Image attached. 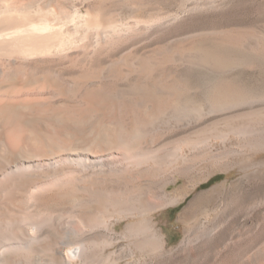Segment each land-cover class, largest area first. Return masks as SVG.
I'll use <instances>...</instances> for the list:
<instances>
[{
  "label": "rangeland",
  "instance_id": "1",
  "mask_svg": "<svg viewBox=\"0 0 264 264\" xmlns=\"http://www.w3.org/2000/svg\"><path fill=\"white\" fill-rule=\"evenodd\" d=\"M48 1L53 8L58 4L69 11L74 8V0ZM78 6L83 17L87 10L100 12L105 22L100 29L81 30L87 36V42L84 38L81 42L85 46L80 44L64 60L55 59L56 64L48 67L38 61L36 74L47 73L50 78L58 74L70 104H75L78 89L81 94L101 93L98 105L79 103L66 112L83 116L82 125L85 115H94L104 128L110 123H118L121 131L135 128L145 138L141 150L149 153V159L140 169L131 168L139 174L96 178L90 186L98 189L91 193L84 188H93L90 182L54 187L50 192L57 197L54 205L17 204L9 214L2 209L8 205L0 202V245L14 239L12 232L26 238L35 231L40 239L44 235L51 239L48 243L45 238L38 252L9 253L8 264H52L51 252L64 257L80 242L88 248L86 257L63 264H264V150L243 141L252 134L264 140V0H80ZM97 40L101 48L93 46ZM172 76L187 86L179 119L162 101L159 114L147 115L142 93L157 89L152 94L160 100L159 90ZM221 83L228 88L227 104L214 106L205 96ZM134 94L140 96L131 106L136 104L134 113H142L136 121L106 105L110 99L120 103ZM49 95L51 101L59 99ZM45 108L33 105L34 112L50 114V107ZM34 124L26 126L29 132L50 131ZM19 126L27 138L25 125ZM157 135L163 137L155 143ZM177 178L179 183L169 186V203H156L164 183ZM203 179L207 180L180 202L169 205L182 189ZM134 185L143 187L154 202L151 208H134V200L143 195H132ZM135 222L146 228L134 226ZM39 223L43 230H33L32 225ZM20 227L27 232L21 235ZM148 228L155 229L158 237L151 238ZM53 240H58L57 246H52ZM149 240L158 247L149 246Z\"/></svg>",
  "mask_w": 264,
  "mask_h": 264
},
{
  "label": "bare ground",
  "instance_id": "2",
  "mask_svg": "<svg viewBox=\"0 0 264 264\" xmlns=\"http://www.w3.org/2000/svg\"><path fill=\"white\" fill-rule=\"evenodd\" d=\"M78 1L80 2V0L73 1L74 8L71 6L73 10L69 11L66 7H63L60 4H58L55 8L51 7L48 0H0V202L4 205H8V208H2L6 213L10 210V207L17 206V204H49L50 202L56 201L55 198L57 197H54V195L50 193L51 189L54 187L60 188L65 185L78 186V184L81 182H90L92 183L89 184L90 186L93 185V181H95V179L98 177L112 178L114 175L124 176L131 171V168L138 169L143 164V162H145V159L149 154L148 152L141 150L142 145L146 143L145 138H141L139 136L141 134H138L137 130L130 126L131 124L129 125L130 127L127 128L128 130L123 131L119 129L118 123L107 122L108 124L110 123L111 126L104 128L101 126V124L99 125L97 123L98 121L96 122L98 117H96L97 119L93 117L94 115L87 117L84 113L85 118H83V120H85L86 123H83V126L81 123V118L83 117L80 116L81 113L79 115L81 117L80 119L79 117L77 118L76 116H73L74 113H67L69 106L76 104L78 105L79 103H96L97 99L99 98H97V94L100 95L101 93L93 90L91 93L87 94L89 90L86 89L87 92L85 93L87 95L84 93L86 95L85 96L83 93L82 95L78 89L74 97L75 104H70L69 102H66L65 99L66 93H68V90H66L67 87L64 83L65 81H63L60 76H58V74H56L57 76L54 78H50L47 73L36 74V69L41 64L38 63V61H41L43 65H47L48 67L50 64L55 63V59H58V61L64 60V58L68 57L72 50L74 51L76 48L79 50L78 47H80L82 39L85 35L82 34L81 30H89L93 28L96 29L105 22H103V17H101L100 12L91 13L89 10H87L86 17H83L81 15L82 13L79 6L76 7V3ZM137 24L135 26H137ZM128 29L130 28L128 27ZM111 34L112 33H110V37ZM113 34L115 35L114 32ZM84 39L87 42V39ZM82 45L85 46L83 43L81 46ZM104 45L105 43L103 46ZM93 46L95 48H99L100 41H95ZM93 46H91L92 50ZM87 47L89 46L87 45L85 49H87ZM20 73H22L24 76L22 79L19 78ZM143 77L145 76L143 75ZM147 77L145 80H147ZM183 84L180 83L179 85V82L174 76H172V78L168 79L164 84H162L161 87L164 88L159 90L160 95L158 93L160 100L156 99V94H152L153 91L151 93H142V100L144 98L147 100V102H145L147 105L144 108L149 109L147 111L145 109L146 114H159L158 112H160L162 107L160 102L162 101L166 107L169 106L171 108L175 117L178 118L177 115H179L180 99H182L187 93V86H183ZM96 87L98 88V86ZM38 88L40 89L37 90ZM104 89H101V91H104ZM156 91L158 92L157 89ZM226 91L228 93V88L226 90V86L221 83L213 90V92L210 94L207 93L208 95L205 97L214 106L215 104L223 105L227 102L224 94ZM49 94L53 96L57 95L59 99L51 101L52 97ZM239 94L240 93H238V95ZM138 96L140 95L137 94L134 98H128L127 96H124V99L120 101V103L119 101H116L117 99L112 101L110 99V103L106 102V105H108V108L111 107L120 110V112H125L124 114H127V116L125 115L127 118L129 117L132 120H135L138 118L137 116L139 114H142L139 111L134 113L135 107L137 106L136 104L135 107L131 106V104L135 102L136 99H138ZM100 97L102 96L100 95ZM38 98L40 103H38ZM237 98L241 100L243 97ZM97 103L94 105L99 104ZM101 103L105 102L102 100ZM33 105H39V109L40 106L41 108L50 107L51 113H43L45 110L39 113L34 112ZM114 109L113 111H115ZM73 110L71 109V111H69L72 112ZM196 111L194 110V112L191 113H196ZM176 118L173 120L175 122L179 121ZM34 123L43 124L47 128H50V131L46 129L44 130V128H41L43 130L38 128L35 132V129H32L33 133L29 132L26 126L31 127ZM24 125L25 133L28 135V137L26 136L27 138H23L24 132L20 133L22 129L20 131L17 129L18 126L23 128ZM36 127L37 126H35V128ZM135 127L137 128V126ZM26 134H24V136ZM33 134L34 136H32ZM162 137L157 135L155 139L152 138L155 140L153 142L158 143ZM259 138V135L252 134V136L250 135V137H246L243 141L264 150V140H261L262 137L260 139ZM143 173H145L144 170ZM137 174H139V172ZM140 174L142 173L140 172ZM207 179H203L199 182L197 181L190 187H185L182 189L179 192L180 195L178 194V197H175L176 199L174 198L175 200L173 199L174 201H171L169 205L180 202L184 196L191 192L192 189ZM96 181L98 182V180ZM172 183H179V179L177 178L174 181L172 180L171 182L164 183L161 193L158 195L159 197L156 196V200L158 201L156 203L161 202L159 203L160 205L166 201L169 203V200H167V193L170 190L169 186ZM84 188L89 193H91L92 189H94V187L91 189L88 187ZM99 192L102 191L100 190ZM99 192H97V194H99ZM131 193L134 197L136 194H143L141 198H136L137 200H134V204L136 203L134 208L141 206L146 209L151 208L154 205V202L148 199V195L145 194V190L141 185L135 186L134 190L132 188ZM105 202L108 201L105 200L104 203ZM135 225H144V223L135 222L134 226ZM42 226L43 225L40 223L32 225V227H34L33 230L36 231L37 229H41ZM21 229L22 232L19 230L21 235H23L22 233L27 232L25 227L24 229ZM41 230H43V228ZM148 231L150 232L151 238L155 239L158 237V233L155 231V229L149 230L148 228ZM33 232L34 233L29 232L30 235L26 234V238H23L20 235L17 236L18 232H15V234L12 232V238L14 239H11L12 241L9 243V240H7V243L0 245V262H5L3 264H8V260H11V257L7 255L13 251H26L28 253L30 251H39V247L42 246L44 240L46 241L47 239L48 243L51 240L50 239L48 241V237L45 235L40 239V236L38 237L37 234L38 232ZM154 241H158V239ZM51 243L54 244H52V246H57L58 240H53ZM81 243L82 242L77 244L75 247L68 249L69 251L65 252L64 257L59 254L58 251H54V254L51 252L53 255L52 264H63V260L69 261L73 258L86 257L85 250H88V248H86L85 245ZM155 243L156 242H150L149 240L147 244L153 248L155 245L158 247V244ZM60 244L63 245V243ZM53 250L57 249L54 248Z\"/></svg>",
  "mask_w": 264,
  "mask_h": 264
},
{
  "label": "trees",
  "instance_id": "3",
  "mask_svg": "<svg viewBox=\"0 0 264 264\" xmlns=\"http://www.w3.org/2000/svg\"><path fill=\"white\" fill-rule=\"evenodd\" d=\"M214 180V179H213ZM213 180H211V181H213Z\"/></svg>",
  "mask_w": 264,
  "mask_h": 264
}]
</instances>
